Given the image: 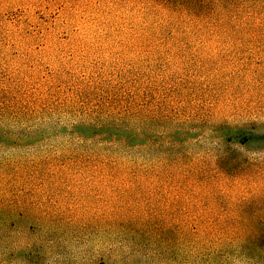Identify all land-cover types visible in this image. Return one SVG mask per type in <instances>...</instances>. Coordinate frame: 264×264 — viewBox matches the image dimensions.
Masks as SVG:
<instances>
[{
    "label": "rangeland",
    "instance_id": "374dc122",
    "mask_svg": "<svg viewBox=\"0 0 264 264\" xmlns=\"http://www.w3.org/2000/svg\"><path fill=\"white\" fill-rule=\"evenodd\" d=\"M248 8L0 0V101L35 107L26 126L0 112V264H194L196 229L264 227V12ZM139 89L171 125L126 146L73 127Z\"/></svg>",
    "mask_w": 264,
    "mask_h": 264
},
{
    "label": "trees",
    "instance_id": "16d2710c",
    "mask_svg": "<svg viewBox=\"0 0 264 264\" xmlns=\"http://www.w3.org/2000/svg\"><path fill=\"white\" fill-rule=\"evenodd\" d=\"M151 1L160 6L170 8L177 15H187L192 19H208L222 21L229 12L239 8L249 7L254 10L259 7L264 12V0H139ZM250 5V6H249ZM256 12V11H254ZM148 91L106 92L100 95L94 103H90L84 117L73 127L90 136H102L116 140L122 136L121 144H130L136 139L143 141L147 119L152 124L164 122L173 123L170 115L160 113L158 103L149 99ZM156 102V101H155ZM84 105V101H82ZM151 104V105H150ZM151 106V107H150ZM33 103L6 104L0 101V112L10 110L21 126L33 116ZM165 118V120H163ZM214 230L203 231L196 229L194 243V264H264V227L245 226L223 230L215 235ZM219 232V231H218ZM221 232V231H220ZM199 236L205 237L199 239Z\"/></svg>",
    "mask_w": 264,
    "mask_h": 264
}]
</instances>
